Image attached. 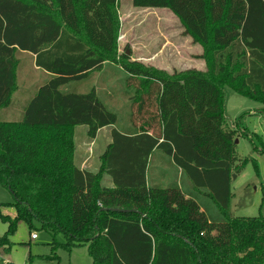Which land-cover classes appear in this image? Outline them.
I'll use <instances>...</instances> for the list:
<instances>
[{
    "label": "trees",
    "instance_id": "16d2710c",
    "mask_svg": "<svg viewBox=\"0 0 264 264\" xmlns=\"http://www.w3.org/2000/svg\"><path fill=\"white\" fill-rule=\"evenodd\" d=\"M118 1L0 0V112H22L18 121L0 117V182L17 212L0 215L8 225L0 248L10 252L24 221L30 231L63 233L68 249L87 246L93 264H264V215L228 213L235 131L224 116L225 87L264 104V0H132L172 12L213 57L216 79L119 56ZM20 52L51 76L24 104L13 100ZM108 63L120 66L132 94L130 124L112 129L101 157L112 188L75 165L70 133L86 126L95 139L122 123L94 89L71 88ZM157 150L188 188L151 179Z\"/></svg>",
    "mask_w": 264,
    "mask_h": 264
},
{
    "label": "rangeland",
    "instance_id": "374dc122",
    "mask_svg": "<svg viewBox=\"0 0 264 264\" xmlns=\"http://www.w3.org/2000/svg\"><path fill=\"white\" fill-rule=\"evenodd\" d=\"M115 13L118 19L119 56L125 53L131 61L168 74L196 69L216 79L214 70L210 71L213 57L205 54L203 46L185 33L180 20L168 9L137 8L132 0H119ZM17 59L13 100L24 104L34 94L36 87L51 76L35 66L30 54L20 52ZM233 70L229 69L228 75ZM71 88L81 93L94 89L103 103L122 119L117 126L99 130L95 139L88 136L86 126H78L70 131L75 165L99 174L100 184L109 187V177L101 173V157L112 141V129L121 128L129 120L127 114L132 94L126 93L124 74L120 66L113 63L106 64L102 71L93 73L88 80L74 83ZM224 96L226 129L235 131L232 199L228 213L231 217H259L264 215V104L244 98L229 87L224 88ZM21 114L20 109L9 107L0 112V117L7 121H18ZM150 177L161 185L176 182L185 189L191 183L181 170L176 171L161 150H157L150 159ZM0 215L11 219L17 216L14 197L1 182ZM7 231L8 225L0 219V237ZM34 234L38 236L37 240L32 239ZM10 241L12 244L8 254L0 248V262L3 264L9 261L14 264H93L87 246L68 249L63 246L67 242L63 233L53 236L39 225L30 231L24 221H19Z\"/></svg>",
    "mask_w": 264,
    "mask_h": 264
},
{
    "label": "crops",
    "instance_id": "0c3cea01",
    "mask_svg": "<svg viewBox=\"0 0 264 264\" xmlns=\"http://www.w3.org/2000/svg\"><path fill=\"white\" fill-rule=\"evenodd\" d=\"M97 137V136H96ZM111 143V142H110ZM81 170H83V169H81ZM85 171V170H84ZM88 172V171H87ZM156 183H159V184H161L159 181H155ZM109 183H110V185H109V188H112L113 187V184H112V182H111V179L109 178ZM10 262V261H9ZM8 262V263H9Z\"/></svg>",
    "mask_w": 264,
    "mask_h": 264
},
{
    "label": "built area",
    "instance_id": "2783aa9c",
    "mask_svg": "<svg viewBox=\"0 0 264 264\" xmlns=\"http://www.w3.org/2000/svg\"><path fill=\"white\" fill-rule=\"evenodd\" d=\"M32 239L33 240H37L38 239V236L36 234L32 235ZM8 263V262H7Z\"/></svg>",
    "mask_w": 264,
    "mask_h": 264
},
{
    "label": "water",
    "instance_id": "95a60500",
    "mask_svg": "<svg viewBox=\"0 0 264 264\" xmlns=\"http://www.w3.org/2000/svg\"><path fill=\"white\" fill-rule=\"evenodd\" d=\"M236 143H237V142H236ZM113 211H114V212H125V211L120 210V209H114Z\"/></svg>",
    "mask_w": 264,
    "mask_h": 264
}]
</instances>
